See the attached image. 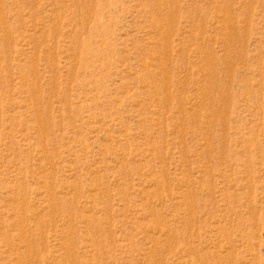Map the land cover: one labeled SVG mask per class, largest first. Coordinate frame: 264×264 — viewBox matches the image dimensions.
Wrapping results in <instances>:
<instances>
[{
	"label": "rangeland",
	"instance_id": "1",
	"mask_svg": "<svg viewBox=\"0 0 264 264\" xmlns=\"http://www.w3.org/2000/svg\"><path fill=\"white\" fill-rule=\"evenodd\" d=\"M0 264H264V0H0Z\"/></svg>",
	"mask_w": 264,
	"mask_h": 264
}]
</instances>
